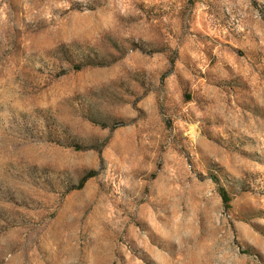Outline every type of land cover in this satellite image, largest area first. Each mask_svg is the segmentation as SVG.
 Wrapping results in <instances>:
<instances>
[{"label": "rangeland", "instance_id": "obj_1", "mask_svg": "<svg viewBox=\"0 0 264 264\" xmlns=\"http://www.w3.org/2000/svg\"><path fill=\"white\" fill-rule=\"evenodd\" d=\"M0 264H264V0H0Z\"/></svg>", "mask_w": 264, "mask_h": 264}, {"label": "trees", "instance_id": "obj_2", "mask_svg": "<svg viewBox=\"0 0 264 264\" xmlns=\"http://www.w3.org/2000/svg\"><path fill=\"white\" fill-rule=\"evenodd\" d=\"M222 195L224 202L228 204V202L230 201V197L227 195V193L224 190H222Z\"/></svg>", "mask_w": 264, "mask_h": 264}]
</instances>
